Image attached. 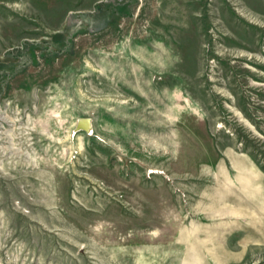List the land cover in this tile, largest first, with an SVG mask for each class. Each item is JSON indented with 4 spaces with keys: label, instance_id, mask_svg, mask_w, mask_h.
<instances>
[{
    "label": "rangeland",
    "instance_id": "374dc122",
    "mask_svg": "<svg viewBox=\"0 0 264 264\" xmlns=\"http://www.w3.org/2000/svg\"><path fill=\"white\" fill-rule=\"evenodd\" d=\"M0 264H264V0H0Z\"/></svg>",
    "mask_w": 264,
    "mask_h": 264
},
{
    "label": "water",
    "instance_id": "95a60500",
    "mask_svg": "<svg viewBox=\"0 0 264 264\" xmlns=\"http://www.w3.org/2000/svg\"><path fill=\"white\" fill-rule=\"evenodd\" d=\"M77 128L79 130L90 131L92 128V119L89 117L80 118L78 120Z\"/></svg>",
    "mask_w": 264,
    "mask_h": 264
}]
</instances>
